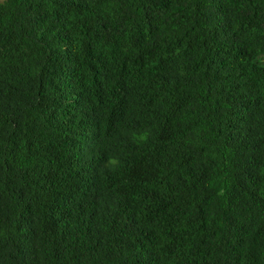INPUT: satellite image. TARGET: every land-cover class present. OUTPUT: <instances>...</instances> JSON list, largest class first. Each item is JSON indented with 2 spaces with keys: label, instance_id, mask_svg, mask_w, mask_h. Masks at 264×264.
<instances>
[{
  "label": "trees",
  "instance_id": "16d2710c",
  "mask_svg": "<svg viewBox=\"0 0 264 264\" xmlns=\"http://www.w3.org/2000/svg\"><path fill=\"white\" fill-rule=\"evenodd\" d=\"M0 264H264V0H0Z\"/></svg>",
  "mask_w": 264,
  "mask_h": 264
}]
</instances>
